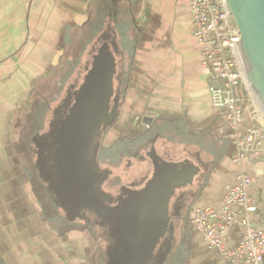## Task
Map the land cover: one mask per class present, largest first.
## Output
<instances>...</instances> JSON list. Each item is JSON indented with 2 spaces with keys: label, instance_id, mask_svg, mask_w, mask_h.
I'll return each instance as SVG.
<instances>
[{
  "label": "crops",
  "instance_id": "obj_1",
  "mask_svg": "<svg viewBox=\"0 0 264 264\" xmlns=\"http://www.w3.org/2000/svg\"><path fill=\"white\" fill-rule=\"evenodd\" d=\"M190 1L0 0L2 264H97L96 231L106 236L102 264H110L137 193L161 203L145 227L161 235L152 241L150 264H227L190 225L191 211L220 207L242 169L255 179L254 222L264 227V156H249L242 167L233 163L236 140L212 106L211 72L193 38ZM84 51L88 60L81 65ZM76 65L82 75L77 97L87 77L102 91V131L90 130L87 137L98 143L105 202L102 209L83 210L100 221L97 229H82L83 211L68 213L58 205L51 182L39 175L35 152L62 109V101L53 109L41 95L54 76L61 74L63 82ZM30 122L39 126L32 135ZM34 163L71 229H56L46 216L34 188ZM115 181L119 185L112 187ZM239 240L240 227L234 226L227 241Z\"/></svg>",
  "mask_w": 264,
  "mask_h": 264
},
{
  "label": "water",
  "instance_id": "obj_2",
  "mask_svg": "<svg viewBox=\"0 0 264 264\" xmlns=\"http://www.w3.org/2000/svg\"><path fill=\"white\" fill-rule=\"evenodd\" d=\"M224 1L240 30L238 33H241V39L236 45L237 60L251 83L259 114L264 121V0ZM99 68L102 69L100 66L96 70ZM91 80L93 79L87 77L85 85H89ZM85 85L80 91L77 104L66 119L60 116L58 109L57 117L50 125L49 139L52 142L47 139V134L38 153V168L41 169L43 178L51 182L50 189L55 193L58 203L68 213L76 214L92 208L102 209L105 202L99 185L103 175L98 169V143H94L96 136L92 140L87 137L90 130L102 131V105L99 96L102 91L94 86L88 103ZM93 95L95 98H92ZM83 137L86 141L84 140L85 144L80 152ZM51 143L55 144L52 153L54 164L47 170L43 152L46 144L49 146ZM79 156H82L83 161L79 160ZM160 207V201L149 199V196L137 193L132 198L122 220L126 229H121L118 233L110 264H150L154 253L152 241L161 235L150 232L145 227L152 211Z\"/></svg>",
  "mask_w": 264,
  "mask_h": 264
},
{
  "label": "built area",
  "instance_id": "obj_3",
  "mask_svg": "<svg viewBox=\"0 0 264 264\" xmlns=\"http://www.w3.org/2000/svg\"><path fill=\"white\" fill-rule=\"evenodd\" d=\"M190 10L195 44L203 66L211 72L212 106L222 112L234 134L233 163L242 167L247 157L264 156V121L257 101L249 104L251 83L237 60L241 33L224 0H191ZM254 182L242 169L220 207H194L191 211L190 225L227 264H264V227L254 222L259 205L250 193ZM234 226L240 227V240L229 244L228 233Z\"/></svg>",
  "mask_w": 264,
  "mask_h": 264
},
{
  "label": "flooded vegetation",
  "instance_id": "obj_4",
  "mask_svg": "<svg viewBox=\"0 0 264 264\" xmlns=\"http://www.w3.org/2000/svg\"><path fill=\"white\" fill-rule=\"evenodd\" d=\"M81 81H82V75L81 74H78L77 75V78L74 80V82L69 85V88L67 89V92H66V95H65L64 99H62V113L60 114V116L63 119H66L67 116L71 114V110L77 104L78 97H77L76 94L79 92V89H80V86H81ZM60 92H61V90H57V93H56L55 96L57 97L58 95H60ZM100 93L101 92H99V95H100ZM92 98H95L94 95H93ZM47 105H49V103ZM35 109L38 110V108H35ZM35 113L33 111L32 120L35 119L34 118V114ZM46 130L48 131V128ZM49 134H50V132L48 133V136L47 135L46 136H47V139L49 141H51L49 139L51 135H49ZM55 136L56 135H54V137ZM47 144H46L47 147L45 148L46 150L43 152V154H44L43 155L44 156L43 158L45 159L44 164L47 163V170H49L52 167V165L54 164V159H53V154L52 153H54L55 144L51 143L49 146ZM104 150H105V148H104V146H102L101 155H100L101 164H102V158H103L102 152ZM32 154H34V153H28L29 159H31ZM35 167H36V165L34 163L33 164V174L36 173L37 177H39L38 176V173H37V171L35 169ZM40 183L43 186V188L45 190V195L48 198V201H46L45 199H43L42 200L43 203L47 202L48 205H51L52 206V210H49V208H45V205H44L46 216L50 220H52V218L56 219L57 222L56 223L55 222L53 223V226L56 229H71V227H73V225L69 221H67L66 218H62L61 219L60 215L62 214V210L58 206L60 204H58V205H57V203L55 204V202L53 200L54 196L52 195V193L48 189L49 188L48 185L45 182L41 181V180H40ZM112 184H113L112 187L119 185L118 184V181L116 182V184L114 182ZM35 190H36V188H35ZM80 216H81V218L84 219V222H85V225L82 227V229H97V225L100 224V221H98V219L93 214L89 213L88 211H83ZM93 235H95V237H97L98 239L101 238V237H103V239L106 238L105 234L97 233V231L95 233H93ZM102 250L101 251L98 250V251L95 252V255L96 254H99V258H100V262H98L97 264H102V262H103V259H104L105 254H104V250L103 251ZM168 262L169 261H167V263H165V264H168Z\"/></svg>",
  "mask_w": 264,
  "mask_h": 264
},
{
  "label": "rangeland",
  "instance_id": "obj_5",
  "mask_svg": "<svg viewBox=\"0 0 264 264\" xmlns=\"http://www.w3.org/2000/svg\"><path fill=\"white\" fill-rule=\"evenodd\" d=\"M88 60V57H87V51L85 52H82L81 54V57H80V64L82 65L83 63H85V61ZM78 70H79V67L74 66L72 68V72L69 74L68 78L67 79H64L63 82H61L62 78L61 77V74L59 75H56L54 76L53 79H51V81L49 82V85L47 87V89L42 93L41 95V101L43 103H46L48 104L49 103V106L51 105V108H56L58 106V104L62 101V99H64L65 95H66V92H67V89H68V85L73 82L75 80V78L77 77L78 75ZM63 76H65L63 74ZM61 86L62 88V91L60 92V95H58L57 97L55 96L56 93H57V90L58 88ZM93 88H94V83L91 81H89V85H85V90H86V95H87V98H89L88 100V103H90V98L93 94ZM250 94L249 96H247V98L250 100L249 101V104H251L254 100H256L255 96H254V93L252 91V88L250 86ZM257 101V100H256ZM49 109V107H47ZM47 109V116H46V121L43 122L44 126L47 127V124L51 118V114H50V110ZM58 110V109H57ZM62 113V109L59 108V114ZM36 124L30 122V124H28V128L30 129V133L32 135V133L34 132V130H36ZM39 127V126H37ZM33 130V131H32ZM86 141V138L83 137V140L81 141L80 143V152L82 151V146H84L85 144V141ZM40 149L36 148L35 149V152H39ZM37 159V157L35 156V154H32V160L33 162H35ZM79 160L83 161L82 160V156H79ZM38 172H39V175L41 176L42 175V171L40 168H38ZM119 172V171H117ZM45 175V173H43ZM33 175H36V173H34ZM34 185H35V188L41 193V196L43 197V199H45L46 201H48V198L47 196L45 195V190L43 188V186L41 185L40 183V180L38 179L37 175L34 179ZM44 200V201H45ZM45 205V208H49V210H52V206L51 205H48L47 202L44 203ZM61 217H65L64 214H61ZM53 222H57L56 219L52 218ZM78 224H80L81 226L84 225V222L83 221H78L77 222ZM103 239L100 238L98 239L97 238V246L99 247V250L101 251L104 247V243H103ZM98 251V250H97ZM103 251V250H102ZM94 260H95V263H98L100 262V258H99V254H96L95 257H94ZM0 264H2V260L0 259Z\"/></svg>",
  "mask_w": 264,
  "mask_h": 264
},
{
  "label": "trees",
  "instance_id": "obj_6",
  "mask_svg": "<svg viewBox=\"0 0 264 264\" xmlns=\"http://www.w3.org/2000/svg\"><path fill=\"white\" fill-rule=\"evenodd\" d=\"M69 76V75H68ZM36 191H37V193L39 194V196L41 197V199H43L42 198V196H41V193L36 189Z\"/></svg>",
  "mask_w": 264,
  "mask_h": 264
}]
</instances>
